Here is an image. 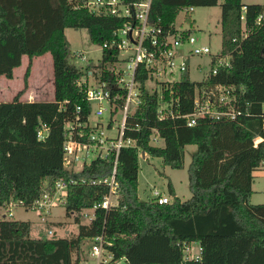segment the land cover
Segmentation results:
<instances>
[{
  "label": "trees",
  "instance_id": "16d2710c",
  "mask_svg": "<svg viewBox=\"0 0 264 264\" xmlns=\"http://www.w3.org/2000/svg\"><path fill=\"white\" fill-rule=\"evenodd\" d=\"M85 1L0 0V77L12 79L24 55L32 60L50 52L55 81L54 100L22 101L30 63L25 90L12 101L0 102V208L11 200L31 206L46 189L53 192L61 178L101 177L112 170V162L105 160L94 161L81 173L64 167L65 123L76 117L79 105L84 107L82 117L88 113L77 84L84 71L72 61L75 53L65 30L87 28L91 40L102 45L114 38L123 22L90 11ZM219 1L153 0L152 13L169 28L182 9ZM245 6L250 33L234 42L241 34ZM221 8L223 44L232 53V68L210 76L206 83L233 85L245 112L233 120L199 118L190 126L185 117L159 120L156 97L146 94L131 121L140 129L128 133L147 154L177 169L184 167L186 146H197L188 168L191 198L181 200L170 183L171 203L142 200L138 148H124L118 166L119 206L97 209L88 224L78 218L77 233L67 237H35L30 221L0 218V264H81L83 241L99 235H104L114 258L125 256L128 264H233L229 255L236 252L235 264H264V203L251 202L254 171L264 161V142L254 144L256 136L264 137V23L256 24L264 4L223 0ZM103 55L107 58L109 51L103 49ZM195 85L187 74L176 85L182 114L193 109ZM41 122L49 125L45 140L38 138ZM154 129L163 145L152 143ZM106 191L104 185H71L67 215L92 208ZM193 242L203 248L201 259L185 257V246Z\"/></svg>",
  "mask_w": 264,
  "mask_h": 264
},
{
  "label": "built area",
  "instance_id": "2783aa9c",
  "mask_svg": "<svg viewBox=\"0 0 264 264\" xmlns=\"http://www.w3.org/2000/svg\"><path fill=\"white\" fill-rule=\"evenodd\" d=\"M152 1L86 0L84 4L98 15L111 14L121 18L123 22L114 31V38L101 45L102 49L109 51L108 57L103 55L92 68H83L84 73L77 81L87 102L88 113L86 117H82L84 107L79 105L76 107V117L65 123L64 167L70 173H81L94 161L105 160L112 162L111 172L101 177L61 178L57 180L53 192L46 189L42 198L31 206L14 200L6 203L5 217L13 216L12 207L21 205L39 209L41 220L47 221L43 215L50 213L56 206H66L69 187L76 183L104 185L107 188L102 201L88 208L93 211V215L85 213L91 220L95 217L97 209L108 211L119 206L118 166L122 150L138 148L139 157L147 158V152L138 147L135 138L128 135L140 129L138 123L133 124L131 121L142 108L146 94L155 95L159 120L185 117L190 126L196 124L199 118L233 120L245 112L233 85L206 83L210 76L232 68V53L225 51L223 42L220 50L213 53L211 46L200 44L192 31L177 26L176 23L169 28L164 27L160 19L153 16ZM189 10L192 11L193 7H189ZM241 21V34L239 38H233L234 42L244 40L250 33L246 6L243 7ZM263 23L264 11L256 18L257 25ZM205 55L210 56V71L197 81L191 75V60L194 56ZM186 74L196 85L193 109L190 113L182 114V101L176 85ZM262 110L264 113V104ZM48 132L49 125L41 122L38 138L45 140ZM159 140L162 139L154 129L151 141L159 143ZM262 142L263 136L258 135L254 138L255 146ZM152 194L151 200L154 202L159 204L172 202L171 197L159 188H153ZM55 234L52 228L48 230L49 236ZM85 240H91L92 246L88 251L89 258L82 259L81 264H89L90 259L94 264H128L125 256L115 259L109 252L104 235ZM189 249L190 245H186L184 253ZM202 253L203 248L200 245L199 256L188 257L185 253V257L201 259Z\"/></svg>",
  "mask_w": 264,
  "mask_h": 264
},
{
  "label": "rangeland",
  "instance_id": "374dc122",
  "mask_svg": "<svg viewBox=\"0 0 264 264\" xmlns=\"http://www.w3.org/2000/svg\"><path fill=\"white\" fill-rule=\"evenodd\" d=\"M257 0H243V3H251ZM262 1V0H260ZM220 0L215 6H194L193 10L184 8L180 11L176 19V25L186 30L192 31L200 44L211 46L213 53H217L223 42L222 31V8ZM188 15V19H186ZM242 22V21H241ZM66 37L70 43V48L75 53L72 61L82 68L95 66L103 57L101 44L94 43L87 28H67ZM210 56H194L191 60L192 78L200 81L210 71ZM31 63L30 75L28 77V88L25 90V73ZM201 68V70L199 68ZM6 83L5 91L0 87V102L12 101L17 93L24 89L21 96L22 101H52L55 99V81L53 57L50 52L36 56L32 60L26 56L22 65L14 71L12 79L2 78ZM3 92V93H2ZM31 95V98L28 97ZM153 144L163 145V140L159 143L152 141ZM196 145H187L185 148V163L183 168H172L163 162L162 157L151 156L147 158L139 157V177L138 194L142 200L153 198V188H159L168 194L172 201L174 199L169 191V184L175 187L181 200H188L192 196L189 187L188 168L193 154L196 152ZM251 202L254 204L264 203V165H261L254 171L253 195ZM13 216H4L5 208H0V218L12 220H24L32 223V236L40 237L48 233L52 228L56 237H67L77 233L79 222L88 224L91 217L85 216V213L93 215V211L86 209L82 212H75L67 215L66 206H56L50 213L43 215L47 221H42V215L39 209L17 205L12 207ZM80 219L78 222L77 219ZM92 246L91 240H84L80 257L88 259V251ZM188 257H197L200 255V242H193L190 249L185 251ZM212 255L214 253L212 252ZM222 256V255H220ZM233 264L237 261V252L229 255ZM237 258H236V257ZM222 258V257H221ZM89 264H94L90 259ZM114 264V263H110ZM232 264V263H231Z\"/></svg>",
  "mask_w": 264,
  "mask_h": 264
},
{
  "label": "crops",
  "instance_id": "0c3cea01",
  "mask_svg": "<svg viewBox=\"0 0 264 264\" xmlns=\"http://www.w3.org/2000/svg\"><path fill=\"white\" fill-rule=\"evenodd\" d=\"M252 3H260V4H264V0H262V1H260V0H257V1H254V2H251V3H247V4H252ZM246 4V3H245ZM27 55H24L23 56V58H22V62H23V60H24V58L26 57ZM30 60V59H29ZM16 69V68H15ZM15 71V70H14ZM2 78H7V77H5V76H2V77H0V87H1V89L3 90V91H5V88H6V83L4 82V81H2ZM9 79V78H8ZM3 93V92H2ZM28 97L29 98H31V95H28ZM32 101H34V100H32ZM174 189H175V187H174ZM175 192H176V194H177V196H178V193H177V191H176V189H175ZM179 197V196H178Z\"/></svg>",
  "mask_w": 264,
  "mask_h": 264
}]
</instances>
